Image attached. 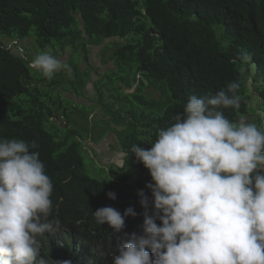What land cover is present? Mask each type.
Listing matches in <instances>:
<instances>
[{
  "label": "trees",
  "instance_id": "16d2710c",
  "mask_svg": "<svg viewBox=\"0 0 264 264\" xmlns=\"http://www.w3.org/2000/svg\"><path fill=\"white\" fill-rule=\"evenodd\" d=\"M117 38L127 42L112 46L108 60L115 64L109 77L118 84L115 103L101 106L125 157L102 181L87 171L84 136L76 122L68 128L57 120L66 116L72 124L71 107L40 89L48 79L29 68L38 53L28 58L4 40L34 39L39 49H76L84 43L87 49ZM242 50L250 54L246 63ZM249 77L264 106V0H0V136L36 142L54 185L52 216L62 221L59 232L38 238L41 255L72 264H113L124 233H142L145 209L138 190L151 199V175L131 153L132 145L150 148L147 142L158 128L174 122L190 95L214 94L231 81L241 85L240 108L223 112L239 120L250 113ZM51 84L58 82L51 80L52 90ZM148 87L160 96L148 95ZM92 139L99 142L95 135ZM109 191L116 193L115 200ZM104 206L122 214L131 206L138 215L125 217L124 229L114 233L94 220L93 212Z\"/></svg>",
  "mask_w": 264,
  "mask_h": 264
},
{
  "label": "clouds",
  "instance_id": "9594fccd",
  "mask_svg": "<svg viewBox=\"0 0 264 264\" xmlns=\"http://www.w3.org/2000/svg\"><path fill=\"white\" fill-rule=\"evenodd\" d=\"M240 58L246 63L249 52ZM29 68L48 80L71 72L50 52L35 55ZM240 87L231 81L214 94L190 95L150 148L132 145L151 175V199L138 190L142 233H124L113 264H264V130L223 112L240 108ZM37 148L0 136V264H72L41 255L38 238L59 232L62 221L52 216L54 185ZM129 215H138L131 206L93 212L114 233Z\"/></svg>",
  "mask_w": 264,
  "mask_h": 264
},
{
  "label": "rangeland",
  "instance_id": "374dc122",
  "mask_svg": "<svg viewBox=\"0 0 264 264\" xmlns=\"http://www.w3.org/2000/svg\"><path fill=\"white\" fill-rule=\"evenodd\" d=\"M220 29L219 26L214 27L221 39L222 32ZM126 42L127 39H111L101 46L88 45L87 49L83 47L84 43H79L76 49L74 46L66 49L57 46L39 49L34 39H28L19 44L28 58L37 53L50 52L70 66L71 72L62 70L51 79L58 82L57 86L51 84L52 90L48 86L51 80L39 87L42 90L52 91L53 100H57L58 103L62 101L63 105L71 107L72 124L66 116L58 117L57 120L60 125H66L68 128L74 126V121L76 122L75 126L79 127L84 136L83 154L87 171L93 178L102 181L110 179L109 170L111 166H122L125 157L117 135L114 131H109L112 130L110 116L105 114V109L101 105L105 107L104 104H107L109 107L115 103L113 94H116L117 91L113 89L117 88L118 84L116 81L111 82L109 80L111 73L115 71V64L113 61L108 62V60H110L113 51L112 46ZM4 44L9 46V40L5 39ZM228 44V41L224 42L223 47ZM106 46L109 48L105 52L103 49ZM252 68L255 71L254 65ZM35 73L38 72L35 71ZM250 77L248 80V87L252 93L250 113L242 118L248 122L256 123L258 127L264 130V119L262 118L264 106L256 89L257 85ZM96 84H98L97 88H95ZM146 92L151 97L160 96V91L153 87H148ZM122 95L121 92L117 93V96ZM112 125L115 126L114 123ZM93 135L99 142L92 139Z\"/></svg>",
  "mask_w": 264,
  "mask_h": 264
},
{
  "label": "built area",
  "instance_id": "2783aa9c",
  "mask_svg": "<svg viewBox=\"0 0 264 264\" xmlns=\"http://www.w3.org/2000/svg\"><path fill=\"white\" fill-rule=\"evenodd\" d=\"M9 48H12V50L17 51L19 53H24L23 48L20 47L18 42H10Z\"/></svg>",
  "mask_w": 264,
  "mask_h": 264
}]
</instances>
